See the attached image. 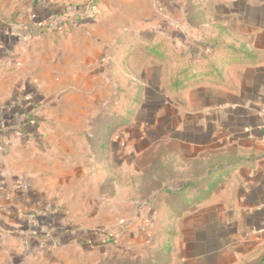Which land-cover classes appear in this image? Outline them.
Masks as SVG:
<instances>
[{"label":"crops","instance_id":"1","mask_svg":"<svg viewBox=\"0 0 264 264\" xmlns=\"http://www.w3.org/2000/svg\"><path fill=\"white\" fill-rule=\"evenodd\" d=\"M219 7L233 22L220 20L211 32L240 34L261 62L230 64L222 84L197 78L175 95L166 89L162 63L157 86L146 74L151 65L139 64L141 80L132 83L141 94L129 123L107 115L113 103L129 102V87L115 79L107 85V69L91 56L60 50L32 70H0V264L56 261L57 252L80 244L82 228L73 226L67 198L78 201L82 186L111 180L113 168L128 169L162 144L186 165L230 148L241 161L210 200L178 217L180 260L246 264L264 254V0H214L218 16ZM30 115L39 116L34 130ZM155 218L147 203L136 236Z\"/></svg>","mask_w":264,"mask_h":264},{"label":"rangeland","instance_id":"2","mask_svg":"<svg viewBox=\"0 0 264 264\" xmlns=\"http://www.w3.org/2000/svg\"><path fill=\"white\" fill-rule=\"evenodd\" d=\"M48 1L52 12L44 9L41 0H0V25L11 24L12 28L18 26L14 31L5 27L1 30L0 27V70L17 69L26 72L39 67L49 55L57 54L60 50L62 54L75 50L81 54L76 55L80 60L91 56L98 68L107 69V85L115 79L120 84L133 86L132 82L137 80L132 77L141 80L136 69L140 64L151 65L146 74H150L157 86L159 63L162 62L147 52L148 46L156 44L155 40L163 37L182 51L197 50L201 46L198 43L200 37L204 34L213 35V26L220 20L228 25L233 22L232 16L223 17L230 11L226 7L218 8L219 16L222 17L218 16L217 10L213 8L214 0ZM94 3L96 7L92 8ZM69 4L81 6L78 11L57 14ZM93 12L95 16L88 19ZM243 12L250 13L247 9ZM9 33L12 35L10 38ZM152 98L156 101L162 99L159 94H154ZM35 116L39 120V116ZM157 150L158 153L150 151L142 158L135 159V163L128 169L113 168L109 173L112 179H107L110 183L99 180L97 185L82 186L84 192L78 201L69 197L66 200L74 227L82 228L85 233L89 230H109L113 233L116 228L123 226L121 238L92 241L83 247L72 244L73 247L69 246L70 250L66 254L56 253V261L38 264H99L118 256H143L156 233L148 225L141 229L137 237L136 222L143 206L150 203L153 207L160 200L155 168L159 156L171 153L166 144ZM237 155L234 149L227 150V156L234 159ZM116 157L122 156L118 153ZM212 158L216 156L209 155L208 160L202 161L208 162ZM195 161H188L186 167L191 168ZM188 173L190 169L182 165L178 167V177L184 178ZM160 175L163 177L164 173ZM89 189L92 190L91 195L84 194ZM55 196L59 199L58 193ZM85 238L91 239L83 236ZM177 252L176 248L171 264H184Z\"/></svg>","mask_w":264,"mask_h":264},{"label":"trees","instance_id":"3","mask_svg":"<svg viewBox=\"0 0 264 264\" xmlns=\"http://www.w3.org/2000/svg\"><path fill=\"white\" fill-rule=\"evenodd\" d=\"M41 1L45 7L44 9L50 12L53 11L48 0ZM80 6V4H69L57 14L78 11ZM95 7L96 3L92 5V8ZM94 16L93 12L87 18L92 19ZM15 21L20 22L19 20ZM10 25H0L1 30L4 27L11 30L13 26ZM213 32V35L204 34L200 37L198 43L201 46L197 50L182 51L163 37L155 40L156 44L148 46V54L163 63L166 89L172 95L187 89L197 78L206 79L213 84H222L225 81L223 76H225L227 67L230 64L241 61L246 64L261 62L249 50L247 40L240 34H235L228 28L218 27H215ZM125 92L126 89L123 92L121 90L120 93ZM140 94L141 85L133 83V86L129 87L128 92L125 94L128 95L129 100L127 101L129 102L125 100L113 103L112 109L107 115L110 117L118 116V122L124 120L129 123ZM29 118L37 121L36 124L28 122L34 130L39 125V120L32 115ZM240 163L239 158L233 159L227 156L226 153L225 156H217L208 162L197 159L189 168L172 153L160 156L155 168L158 175L157 184L160 187V200L154 206L156 211L152 228L156 233L154 241L145 250L143 256H118L111 260H104L99 264H171L172 256L176 251L178 217L185 213L187 209L210 200L213 193L230 180L231 171ZM181 165L186 169H190V173L186 174L184 178L177 176L178 167ZM161 173H164L163 177H161ZM122 227L116 228L117 230L113 233L109 230L106 232L89 230L86 231L87 234L83 229H80L77 237L80 244L106 239L110 241L122 237L124 232ZM83 236L91 237V239H83ZM246 264H264V254L259 259Z\"/></svg>","mask_w":264,"mask_h":264},{"label":"built area","instance_id":"4","mask_svg":"<svg viewBox=\"0 0 264 264\" xmlns=\"http://www.w3.org/2000/svg\"><path fill=\"white\" fill-rule=\"evenodd\" d=\"M28 122H30L31 124H36L37 123L36 120L33 119V118L32 119L28 118ZM262 139L264 140V135H263Z\"/></svg>","mask_w":264,"mask_h":264}]
</instances>
